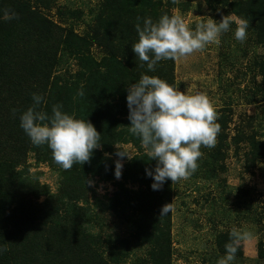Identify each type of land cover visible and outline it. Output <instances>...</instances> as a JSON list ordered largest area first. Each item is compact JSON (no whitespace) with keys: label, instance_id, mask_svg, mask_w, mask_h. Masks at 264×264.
<instances>
[{"label":"trees","instance_id":"obj_1","mask_svg":"<svg viewBox=\"0 0 264 264\" xmlns=\"http://www.w3.org/2000/svg\"><path fill=\"white\" fill-rule=\"evenodd\" d=\"M55 1L0 0V247L8 249L0 255V264H126L134 246L147 247L146 258L136 255L132 264H172V211L161 215V209L169 203L173 209L174 183L168 180L160 190L151 188L153 180L145 170H154L157 162L150 160L140 138L129 131L126 102L129 86L145 74L176 87L173 60H162L155 71H149L132 50L139 38L137 23L143 26L146 17L156 22L171 14H151L155 0H102L96 6L95 23L80 35L71 25L58 24L43 14L41 8H51ZM167 3L175 6L183 2ZM224 4L230 14L249 21L247 37L263 52L254 54L247 67L252 79L260 76L252 92L259 110L245 116V126L251 132L236 122L228 141L226 131L233 110L229 106L216 110L221 131L213 148H201L203 156L197 168L203 165L213 172L232 146L234 152L240 149V143L246 147L247 167L264 158V135L259 133L264 126V0H228ZM62 8L59 15L63 21V16L82 19L81 9ZM5 11L18 18L4 20ZM229 32L223 34V40ZM92 46L106 55L98 61ZM71 58L79 68L66 78L56 70ZM81 89L82 97L78 95ZM34 93L44 96L46 104L40 110L49 116L53 105L62 104L64 112L93 124L101 134V146L94 150L90 162L74 164L66 171L54 161L47 145L37 147L30 142L20 127V116L33 105ZM125 144H131L135 153L121 160L122 175L116 179L115 161L121 159L116 153H127ZM29 157L35 166L48 165L59 179L55 193L44 184L40 187L45 196L41 202L23 198L31 188L39 187L41 176V171L29 170ZM197 170L191 176H196ZM110 182L115 189L98 196L93 184ZM108 213L124 220L129 237L93 232L94 226L105 224ZM218 239L219 254L215 256L223 257L230 239L223 233ZM241 252L239 246L236 257ZM257 255L264 258L262 244Z\"/></svg>","mask_w":264,"mask_h":264},{"label":"rangeland","instance_id":"obj_2","mask_svg":"<svg viewBox=\"0 0 264 264\" xmlns=\"http://www.w3.org/2000/svg\"><path fill=\"white\" fill-rule=\"evenodd\" d=\"M102 0H56L51 8H41L43 14L65 26H72L80 35L88 30V25L95 23L96 6ZM168 0H155L150 8L153 15L169 12L171 15L179 13L190 27L195 30L198 23L207 21L208 17L220 21L223 16H230L234 21L239 19L230 14L224 4L228 0H176L183 2L175 6L169 5ZM189 2V5H184ZM77 8L83 11L82 19L76 20L59 15V9ZM64 8V9H66ZM235 27L229 32L225 40L223 34L219 45L210 44L203 51L196 52L186 58L173 60V75L179 91L189 95H206L215 110L229 106L233 110L229 123L228 141L231 140L236 122L246 125V117L259 109L255 103V85L260 77L252 79V72L248 71L249 63L254 54L262 53L259 45H255L248 37L244 42L234 38ZM227 32L225 33L226 36ZM249 40V41H248ZM92 54L99 61L106 52L96 46L91 47ZM129 67V66H128ZM77 61L68 59V63L56 72L66 75V78L78 70ZM244 119L245 121H243ZM264 135V126L259 133ZM261 135V134H260ZM258 135V138L262 136ZM125 144L129 156L135 149ZM231 147L226 153L225 161L220 162L216 172L201 166L196 176L174 182L172 209V264H218L222 256L218 255V235L228 234L233 227L252 233V238L242 241L241 255L236 257L234 264H264V258H259L258 246L264 248V158L258 159L252 167H247L244 151L246 147L240 143V149ZM31 172L41 171L36 189H30L29 195H24L26 201L41 202L45 196L41 193L46 185L50 193L57 191L59 179L48 165H34L32 157L28 164ZM44 184V185H43ZM98 196L111 193L115 186L110 183L93 184ZM131 186V185H129ZM136 185L131 186L136 189ZM41 187V188H40ZM92 203L89 199L88 204ZM83 204L80 202V205ZM91 205V209H92ZM103 226H94L93 232L112 233L117 238L129 237L130 230L124 220L108 213L104 217ZM119 236V237H118ZM260 243V244H259ZM147 247L134 246L126 264L136 255L146 258L144 252Z\"/></svg>","mask_w":264,"mask_h":264},{"label":"clouds","instance_id":"obj_3","mask_svg":"<svg viewBox=\"0 0 264 264\" xmlns=\"http://www.w3.org/2000/svg\"><path fill=\"white\" fill-rule=\"evenodd\" d=\"M16 18L14 12H4V20ZM234 22V38L244 42L250 27L246 19L234 21L227 15L216 21L208 17L193 30L179 13L165 14L156 22L146 17L143 26L136 25L139 38L132 50L140 61L146 63L149 71H155L162 60L186 58L210 44L219 45L220 37L232 31ZM78 95L84 96L83 89ZM32 100L33 105L20 116V127L30 142L37 147L47 145L54 161L66 171L74 164L90 162L94 150L101 146V134L93 124L64 112L62 104L53 105L49 116L40 110V106L46 104L44 96L34 93ZM126 102L129 131L140 138L150 160L157 162L154 170H145L153 180V190H160L168 180L174 183L190 177L203 156L201 148H213L221 131L216 122L218 114L206 95L186 94L156 76L145 74L138 82L132 83ZM116 155L121 159L115 161L114 176L119 179L123 169L121 160L130 157L124 151H117ZM87 184L91 186L92 182L87 181ZM171 211V203L165 204L161 215ZM251 238V232L233 227L230 242L225 244V255L218 264H234L240 243ZM6 251V247H0V255Z\"/></svg>","mask_w":264,"mask_h":264}]
</instances>
